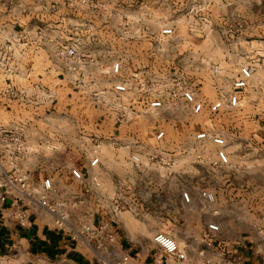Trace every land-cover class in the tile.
<instances>
[{"label": "rangeland", "instance_id": "1", "mask_svg": "<svg viewBox=\"0 0 264 264\" xmlns=\"http://www.w3.org/2000/svg\"><path fill=\"white\" fill-rule=\"evenodd\" d=\"M18 18L46 25L47 65L68 68L59 51L75 49L94 60L85 69L111 104L129 102L110 91L114 83L128 82L131 108L138 112L107 131L119 140L108 143L98 138L105 135L99 126L106 116L114 123L116 114L73 84L56 85L60 90L51 104L8 106L0 98V127L25 139L23 157L9 160L30 175L33 191L48 178L59 190L69 169L85 175L95 157V167L111 161L124 174L132 170L138 178L134 197L159 202L155 209L163 215L175 172L177 184L214 194L217 205L210 214H221L226 239L246 236L247 224L264 212V0H0V24ZM166 29L172 33L163 34ZM117 63L119 77L111 74ZM243 67H252V80L239 106L230 108L226 101ZM57 72L40 85H55ZM136 72H143L139 81ZM11 78L0 68V92ZM182 90L204 105L200 114L179 96ZM154 100L163 106L147 112ZM217 102L224 106L213 111ZM160 132L165 136L157 140ZM201 133L226 139L227 166L218 163V146L197 139ZM77 206L66 208L71 226Z\"/></svg>", "mask_w": 264, "mask_h": 264}, {"label": "crops", "instance_id": "2", "mask_svg": "<svg viewBox=\"0 0 264 264\" xmlns=\"http://www.w3.org/2000/svg\"><path fill=\"white\" fill-rule=\"evenodd\" d=\"M47 32L46 25L34 19L22 21L18 18L10 24H0V34L15 44L13 84L40 85L42 78L60 69L54 70V65H47L45 60L46 47L51 42ZM57 73L56 84L48 88L56 89L58 84L70 83L75 89L68 68ZM56 90L59 93L60 89ZM7 103L8 106H28L17 101ZM110 122L106 116L99 126L105 135L100 134L98 138L115 143L118 138L108 132L118 122H111L113 126ZM113 164L109 161L98 167L89 166L82 181L75 180L69 169L64 186L59 188L61 195L51 199L58 197L78 202L72 226L77 228L80 222L94 227L105 225L114 243L105 241L95 252L84 241L74 239L69 231L56 228L52 216L35 202L17 201L15 196H9L0 203V264H104L101 258L109 259L113 246L127 253L135 264H179L154 242L158 233H166L178 243L186 254L184 264H229L232 260L264 264V212L259 219L247 224L246 236L241 234L226 239L221 214L217 211L210 214L217 201L209 204L203 200L201 193L206 191L203 187L194 189L189 184H177L179 174L172 172L173 186L167 195L170 197L163 200L167 210L160 215L155 209L159 202L134 197L138 178L132 170L124 174L123 168ZM52 181L57 185L56 180ZM185 192L190 194L191 204L184 201ZM116 203L123 206L119 214H115ZM86 213L89 214L87 218ZM22 214L27 215L25 222L19 219ZM211 224L219 225V231L210 230Z\"/></svg>", "mask_w": 264, "mask_h": 264}, {"label": "built area", "instance_id": "3", "mask_svg": "<svg viewBox=\"0 0 264 264\" xmlns=\"http://www.w3.org/2000/svg\"><path fill=\"white\" fill-rule=\"evenodd\" d=\"M171 29H166L163 34L170 35ZM15 54V44L5 39L0 34V68L5 73L12 77L15 74L13 70ZM61 59L68 62V70L74 78V84L76 88L82 89L89 96V98L99 105H103L106 110H110L116 114L117 122L124 124L132 121L138 112L132 110L134 102H131L130 98V84L125 81L114 83L111 87V93L117 100L129 101L125 105H115L109 102L108 93L105 91H98L97 81L93 73L87 71L85 68L94 62L90 57L80 55L73 48H64L59 51ZM112 76L119 77L122 75V66L120 63L115 64L111 70ZM143 75V72H136L133 74L135 81H139ZM253 71L250 67H243L240 72V77L233 81V91L228 96L226 104L230 108H236L240 103V93L246 90L252 80ZM58 93L56 89L47 88L39 84L17 86L10 82L0 92V98L6 101H17L28 105H41L51 104L57 99ZM179 96L183 101L190 105L194 114H200L204 110V105L196 100L193 92L189 90H182ZM163 106V102L160 100H154L148 103L146 106L147 112L158 110ZM224 106L223 102H217L213 105V111L220 110ZM164 132H160L157 135V140L163 139ZM200 141L210 139L220 149L217 152L218 163L221 166H227L229 164V155L226 151L227 141L221 136H208L207 133H201L197 136ZM25 139L13 131L12 129H4L0 127V174L3 179L0 183V203L3 204L9 196H15L17 201L28 200L35 202L40 208L45 210L53 218V224L60 230L69 231L74 239H80L86 243L88 248L93 251H97L102 248L103 242L109 241L114 243V237L107 233L106 226L100 225L97 227L91 226L86 222H80L76 228L71 226L68 222V214L66 208L68 206L74 207L78 202L67 203L65 200L56 201L52 200V196H57L59 190L54 186L51 179H45L40 189L37 191L32 190V180L28 173L19 171L14 165V161L23 157L25 154ZM13 159V160H9ZM137 161L138 159L135 158ZM99 158H95L91 161V166L94 167L99 163ZM72 176L75 180L82 181L84 174L81 170H72ZM183 199L187 204H191V196L189 193H183ZM201 198L209 204L216 202V198L213 193L203 191ZM123 210V206L119 203L115 205V213L119 214ZM20 221L25 222L27 215L22 214ZM209 229L213 232L219 231L220 227L216 224H211ZM154 242L169 256L176 258L179 264H184L186 261V254L182 251L178 243L164 233H158L154 237ZM104 264H135L134 260L124 251L118 247L113 246L110 251V258H101ZM229 264H243L238 260L229 261Z\"/></svg>", "mask_w": 264, "mask_h": 264}]
</instances>
